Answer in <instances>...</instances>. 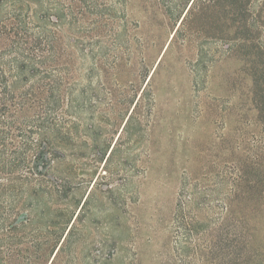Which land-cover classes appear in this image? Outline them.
<instances>
[{"label":"rangeland","instance_id":"obj_1","mask_svg":"<svg viewBox=\"0 0 264 264\" xmlns=\"http://www.w3.org/2000/svg\"><path fill=\"white\" fill-rule=\"evenodd\" d=\"M0 83V264H264V0H0Z\"/></svg>","mask_w":264,"mask_h":264},{"label":"trees","instance_id":"obj_2","mask_svg":"<svg viewBox=\"0 0 264 264\" xmlns=\"http://www.w3.org/2000/svg\"><path fill=\"white\" fill-rule=\"evenodd\" d=\"M32 1H37L40 3L43 0H32ZM0 89H1V85H0ZM8 107L9 105H7V109H6V105H2L0 107V127L3 124V120L1 119L3 115L2 111H7ZM3 172H10L9 167L4 168L0 166V174ZM238 177H240V175ZM204 192L205 190L201 184V181L199 180L187 176L184 177V179L181 182L175 219L178 227L182 229L181 236H182V240L184 241H186L188 237H191V235H193L195 229H197L200 223L192 208L200 206V204L202 203L201 197Z\"/></svg>","mask_w":264,"mask_h":264}]
</instances>
